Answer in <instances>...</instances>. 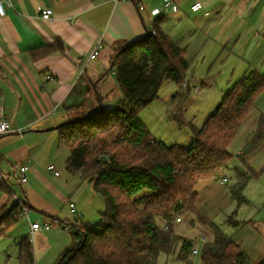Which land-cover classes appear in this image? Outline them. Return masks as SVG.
Listing matches in <instances>:
<instances>
[{
  "label": "crops",
  "instance_id": "0c3cea01",
  "mask_svg": "<svg viewBox=\"0 0 264 264\" xmlns=\"http://www.w3.org/2000/svg\"><path fill=\"white\" fill-rule=\"evenodd\" d=\"M199 1L210 11L208 16L192 12L195 0H176V10H164L162 0H1L5 13L0 14V109L13 132L0 137V173L3 175L0 209L14 200L25 203V211L29 212L24 219H27L29 233L31 223L35 222L70 231L60 225L61 221L69 222L60 218L61 207L68 202L77 223H83V219L84 223L99 220L103 207L98 215L85 219L83 206L78 204L77 207L71 200L79 201L88 191L93 202L101 194L94 191L92 183L81 181L79 174L67 170L70 150L60 145L58 127L93 115L102 107L110 108L113 98L109 95L115 90L119 93L118 100L123 98L115 84V71L111 69L113 51L120 43H132L145 37L157 17L153 15L154 10H162L158 15L161 17L159 26L172 41L186 49L190 66L198 53L204 63L209 49L215 47L223 66L215 74L218 78H229L222 85L225 89L220 92L217 103L223 92L243 75L252 71L264 75V0ZM139 5L144 10H139ZM45 8L53 10L51 20L42 18L41 11ZM198 30L200 37L195 41ZM56 42L64 44L63 52L33 55L34 51ZM97 47L100 55L90 59ZM195 91L199 92L197 88ZM262 116L264 89L254 97L253 106L229 147L234 155L229 168L220 178L202 180L204 185H223L219 198H215H218L219 209L229 206L225 219L232 229L229 237L257 264L264 260V140L253 152L243 154L244 147L259 129ZM51 164L61 171L59 177L48 171ZM21 165L29 166L26 184L19 181ZM236 168L255 174L244 190L247 203L240 206L230 195L237 181L231 172L235 174ZM14 178H18V182H14ZM229 216L240 225H229ZM20 222L0 239V264L18 262L20 239L12 240L9 236ZM162 227L165 228V224ZM44 232L31 235L41 237ZM59 235L60 232L56 233V237ZM58 238L65 240L57 243L62 252L69 246L70 238Z\"/></svg>",
  "mask_w": 264,
  "mask_h": 264
},
{
  "label": "trees",
  "instance_id": "16d2710c",
  "mask_svg": "<svg viewBox=\"0 0 264 264\" xmlns=\"http://www.w3.org/2000/svg\"><path fill=\"white\" fill-rule=\"evenodd\" d=\"M157 16L145 37L120 43L111 57L123 98L114 108H101L93 115L58 127L59 142L70 150L67 170L81 181L93 184L105 199V211L95 223L61 221L72 231L73 245L64 249L54 264H156L164 253L179 248L178 258L193 264L194 244L178 234L177 219L192 214L214 234L199 251L201 264H257L240 246L221 231L207 213L196 207V186L202 180L220 178L234 155L229 147L253 106L256 94L264 89V75L255 71L243 75L224 92L220 103L201 128L189 124L193 140L188 147L167 146L151 135L139 113L155 99L167 81L177 86L172 113L182 129L183 111L191 94L186 49L172 41L160 28ZM65 50L56 42L34 51L46 56ZM185 84V85H184ZM253 138L244 147L248 155L264 140V116ZM236 184L230 195L238 205L247 203L244 190L255 175L235 170ZM148 192V194H143ZM11 198L13 194H10ZM14 200L0 209V239L4 238L29 211ZM161 219L165 228L157 224ZM229 225L240 222L228 217ZM19 264H35L34 247L28 237L18 242ZM195 255V254H194ZM258 264H264V260Z\"/></svg>",
  "mask_w": 264,
  "mask_h": 264
},
{
  "label": "rangeland",
  "instance_id": "374dc122",
  "mask_svg": "<svg viewBox=\"0 0 264 264\" xmlns=\"http://www.w3.org/2000/svg\"><path fill=\"white\" fill-rule=\"evenodd\" d=\"M200 32V30L196 32V35L194 36L195 41H197V39L200 37ZM208 53L210 54L209 56L207 54L204 63H202L198 53V55L195 57L196 61L191 64L187 72V80L189 79L191 81L190 85L192 89L190 97L185 103L183 111L185 125L182 129L174 120H172L171 117L176 106V102H173L172 96L177 91V86L172 81H167L165 84H163L158 98L139 113L140 120L146 125L151 135L155 136L156 139L162 140L164 144L169 147L173 145L188 147L193 140V134L188 125L193 124L197 128H201L210 114L213 113L220 103H217L216 99L219 97L220 92L224 91L225 87L222 85H225L229 78L228 76L218 78L217 74H215L217 69L223 68V66H221L222 63H220V59L217 57L215 47L212 50L209 49ZM216 57L217 60L214 63ZM109 78L111 79V75ZM114 80L115 84L118 86L116 76ZM196 88L199 90V92L195 91ZM118 89L121 91L119 86ZM102 96L104 100H108L106 99L107 97L105 95ZM109 97L113 98L111 99V109L114 108L120 101L118 100V91L115 90L114 93L109 95ZM215 102L217 104H215ZM231 174H233L237 180L234 172H231ZM15 181L18 182V178H14V182ZM222 186L223 185L220 183H207L204 185V181H200L196 187V191H198L196 207L204 210L215 223V225L229 236L231 235L232 229L225 223L226 215L229 213V206H222L220 209L217 207L219 205L218 198L221 194ZM88 188L90 190V187ZM146 193L148 194V192H143V194ZM217 196L218 198L216 199L215 197ZM91 198V193L87 191L82 195V198L79 201L71 199L74 201L77 207L78 204L83 206L87 215L85 219H91L93 215H98V212L101 209L100 207H103L102 212L105 211L106 204L101 195H97L93 202H90ZM61 212V219L68 220L72 224H77L75 220V217L77 218V216L70 213L69 202L67 205L61 207ZM182 217V222L176 223V227L178 226L176 229L177 233L182 235V237H184L186 240L192 241L195 247H197V249L200 251L202 244L206 241V239L211 241L214 238L213 231L209 227L202 226L200 223H198L196 217L192 214H185ZM22 220L23 221L20 222L19 226L10 234L9 238L12 240H18L23 237H28L34 247L35 264H54L57 261V258L61 253L59 252L60 250L57 243H62L65 241L64 239L62 240L58 238L59 236H64L66 240L70 238L69 246L73 245V241H71L72 231H65L56 227H52V232L50 230L51 233L49 231L44 232V235L47 236V238L44 237V235L41 237L35 235V238H33V235L29 233V227L26 224L27 219L23 218ZM81 220L82 219H80V221ZM84 221L86 220L83 219L82 222L84 223ZM157 224L162 226L163 221L161 219H157ZM58 232H60L61 235L56 237V233ZM12 240L10 242H12ZM178 252L179 248L177 249L176 253L171 255L162 253L159 256L156 264H184V262L178 258ZM190 257L193 264H201L199 254H190ZM14 262L16 263V261ZM17 264H19V262H17Z\"/></svg>",
  "mask_w": 264,
  "mask_h": 264
},
{
  "label": "built area",
  "instance_id": "2783aa9c",
  "mask_svg": "<svg viewBox=\"0 0 264 264\" xmlns=\"http://www.w3.org/2000/svg\"><path fill=\"white\" fill-rule=\"evenodd\" d=\"M114 2H118L121 0H112ZM131 1V0H130ZM132 1H136V0H132ZM164 10H176L177 9V4H176V0H162V6H161ZM139 10H144V7L141 5H139ZM191 10L193 13H203V15L208 16L210 14V11L207 10L206 6L199 0H195V2L192 4L191 6ZM5 13L4 10V6L0 0V14L3 15ZM162 10L161 9H156L153 11V15L158 16L161 15ZM41 16L44 20H51L52 16H53V10L51 8H45L41 11ZM100 55V48H95L93 50V52L90 54V59H95ZM50 78V77H48ZM13 132L12 128H11V124L10 122L5 118V116L2 113V110L0 109V137L6 134H9ZM29 170V166L28 165H21L19 167V181L21 184H26L27 182V172ZM48 171L51 172L55 177H59L61 174V171L59 169H57V167L53 164L48 166ZM3 180V175L2 173H0V181ZM227 180L224 179L223 182H226ZM70 207L73 209L74 208V204H70ZM177 223L182 222L181 218H178ZM52 229V226L48 223H39V222H35V223H31V233H36L38 231H49ZM193 254H199V250L197 248L193 249Z\"/></svg>",
  "mask_w": 264,
  "mask_h": 264
}]
</instances>
